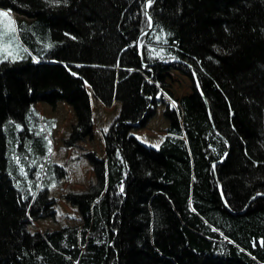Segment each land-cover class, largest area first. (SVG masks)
<instances>
[{
    "label": "trees",
    "instance_id": "1",
    "mask_svg": "<svg viewBox=\"0 0 264 264\" xmlns=\"http://www.w3.org/2000/svg\"><path fill=\"white\" fill-rule=\"evenodd\" d=\"M0 11L22 17L0 18V35L11 26L0 41V264H264V0H0ZM173 71L192 91L166 106L153 148L130 132L170 95ZM91 96L120 109L103 156L84 155L94 183L62 197L80 224L31 232L55 216L49 191L68 177L35 104L71 109L72 148L93 136ZM155 198L174 224L153 237Z\"/></svg>",
    "mask_w": 264,
    "mask_h": 264
},
{
    "label": "rangeland",
    "instance_id": "2",
    "mask_svg": "<svg viewBox=\"0 0 264 264\" xmlns=\"http://www.w3.org/2000/svg\"><path fill=\"white\" fill-rule=\"evenodd\" d=\"M6 11H0L5 13ZM8 16H0L2 19H10L12 23L19 22L22 17L16 14L6 12ZM11 29V26L4 25ZM6 31L0 35V41L5 37ZM6 49L0 48V57L6 56ZM167 89L170 95L164 99L162 104L156 108L155 115L150 118L146 126L141 129H133L130 134L143 144L157 148L167 135L168 121L164 117V110L168 104L177 108V100L192 91V82L186 76L181 75L177 71L169 73L167 78ZM175 105V106H173ZM91 106L93 112V136L91 140L78 143L75 147L68 148L63 144V140L68 136L69 129L74 123V115L71 109L65 103L60 102L55 108H51L45 103H36L35 107L43 118L51 119L54 122V129L51 130L49 136L51 141V160L66 169L67 179L62 181L58 186L49 191V197L56 199L54 206L55 216L50 219H43L32 223L29 226L31 232L46 231L59 229L70 225H79L80 216L78 212L67 205L63 200V195L69 191L83 190L94 183V173L92 166L89 164L84 155L90 151H94L97 155L103 156L102 134L106 132L109 126L116 118L120 105L115 102L109 107L103 106L91 96ZM164 199V198H162ZM163 201L155 198L151 205L152 210V226L151 231L154 237L158 225L164 226L157 232L164 233L171 231L174 220L171 213L163 210Z\"/></svg>",
    "mask_w": 264,
    "mask_h": 264
},
{
    "label": "water",
    "instance_id": "3",
    "mask_svg": "<svg viewBox=\"0 0 264 264\" xmlns=\"http://www.w3.org/2000/svg\"><path fill=\"white\" fill-rule=\"evenodd\" d=\"M148 1H151V0H148ZM147 17H148V19H149V21H150V28L152 27V25H153V20H152V16H151V14L149 13V12H147ZM149 28V29H150ZM149 29L147 30V31H149ZM147 31L146 32H144V33H147ZM139 40V39H138ZM138 43V42H137ZM138 52L140 53V49L138 50Z\"/></svg>",
    "mask_w": 264,
    "mask_h": 264
},
{
    "label": "snow or ice",
    "instance_id": "4",
    "mask_svg": "<svg viewBox=\"0 0 264 264\" xmlns=\"http://www.w3.org/2000/svg\"><path fill=\"white\" fill-rule=\"evenodd\" d=\"M9 14L8 13H0V16H8ZM173 106H175V105H173ZM49 151H51V149H49Z\"/></svg>",
    "mask_w": 264,
    "mask_h": 264
}]
</instances>
